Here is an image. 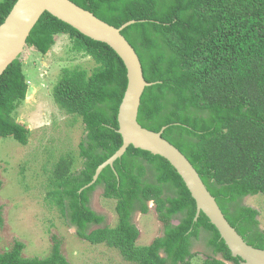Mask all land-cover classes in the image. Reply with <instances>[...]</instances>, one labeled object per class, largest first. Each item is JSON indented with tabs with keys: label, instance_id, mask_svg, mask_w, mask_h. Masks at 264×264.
Listing matches in <instances>:
<instances>
[{
	"label": "trees",
	"instance_id": "trees-1",
	"mask_svg": "<svg viewBox=\"0 0 264 264\" xmlns=\"http://www.w3.org/2000/svg\"><path fill=\"white\" fill-rule=\"evenodd\" d=\"M18 0H0V26ZM102 21L120 28L138 54L148 83L138 122L150 131L167 129L163 138L177 147L199 173L232 227L249 245L264 250L259 211L243 203L264 195V0H70ZM68 36L71 51L91 58V72L64 68L53 90L55 103L81 118L85 135L79 147L81 167L71 156L53 172L50 193L77 236L106 244L132 264H193L194 241L204 233L214 256L200 264H240L205 214L195 221L197 206L184 181L163 157L130 146L114 167L97 168L123 145L118 113L127 89V69L107 44L94 41L45 13L27 45L46 56L56 37ZM22 58L0 76V137L29 142L30 130L14 118L30 93ZM2 182L0 181V188ZM103 189L116 201L118 222L90 207L91 195ZM154 202L164 223L163 236L137 246L135 213H149ZM179 217V223L171 221ZM4 225L0 206V228ZM46 258L24 257L25 244L15 240L0 252V264H70L53 237ZM164 255V256H163ZM221 255L223 260L215 256Z\"/></svg>",
	"mask_w": 264,
	"mask_h": 264
},
{
	"label": "rangeland",
	"instance_id": "rangeland-1",
	"mask_svg": "<svg viewBox=\"0 0 264 264\" xmlns=\"http://www.w3.org/2000/svg\"><path fill=\"white\" fill-rule=\"evenodd\" d=\"M22 61L31 91L30 97L14 113V118L30 130V135L26 146L12 137H0V206L4 219L0 228V252L19 240L26 246L24 257L43 259L50 255L53 237H56L70 264H132L115 248L80 239L76 228L64 219L50 195L54 190L53 172L62 158L71 156L75 167H81L79 145L85 135L81 118L62 110L54 101L53 90L64 68L80 67L91 72L94 61L72 52L68 36L56 37L55 46L46 56L31 48ZM103 193L99 187L91 195L90 207L105 217L104 224L92 226L91 231L115 227L118 222L116 201L106 199ZM243 203L259 210L258 220L264 229V195L248 196ZM149 209L146 215L137 212L133 216V223L140 233L139 247L150 245L164 233L165 225L159 219L154 202L149 203ZM171 223L177 225L179 217ZM192 253L195 256L193 264L213 256L204 235L194 241ZM217 258L224 261L221 255Z\"/></svg>",
	"mask_w": 264,
	"mask_h": 264
},
{
	"label": "water",
	"instance_id": "water-1",
	"mask_svg": "<svg viewBox=\"0 0 264 264\" xmlns=\"http://www.w3.org/2000/svg\"><path fill=\"white\" fill-rule=\"evenodd\" d=\"M45 13L68 24L82 35L107 44L121 58L127 69V89L118 113V133L123 138V145L97 168L92 182L81 192L93 186L105 168L109 166L113 168L115 162L123 157L130 146L161 156L174 167L195 200L197 206L195 221L201 213L205 214L218 230L232 257L241 259L240 264H264V250L245 242L228 222L191 162L177 147L163 138L167 127H163L160 132H154L139 124L138 115L144 91L156 83H148L145 80L138 54L122 35L125 28L137 21L132 20L116 28L70 0H18L0 26V76L15 60L29 53L31 48L28 47L27 40Z\"/></svg>",
	"mask_w": 264,
	"mask_h": 264
},
{
	"label": "flooded vegetation",
	"instance_id": "flooded-vegetation-1",
	"mask_svg": "<svg viewBox=\"0 0 264 264\" xmlns=\"http://www.w3.org/2000/svg\"><path fill=\"white\" fill-rule=\"evenodd\" d=\"M260 213V212H259ZM259 217V216H258ZM258 219V218H257ZM202 235H204V233L202 234ZM205 236V235H204ZM206 240V239H205ZM197 241V240H196ZM207 243V242H206ZM212 255L214 256V254H213V252H212ZM216 258L218 257V256H215ZM207 258H209V257H207ZM218 259V258H217ZM229 262V261H228ZM242 261H240V263H241Z\"/></svg>",
	"mask_w": 264,
	"mask_h": 264
}]
</instances>
